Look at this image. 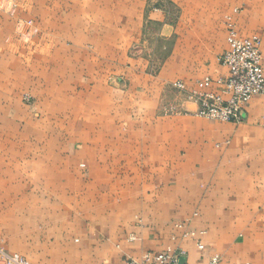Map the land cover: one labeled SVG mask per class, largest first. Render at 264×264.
Wrapping results in <instances>:
<instances>
[{"label":"crops","instance_id":"0c3cea01","mask_svg":"<svg viewBox=\"0 0 264 264\" xmlns=\"http://www.w3.org/2000/svg\"><path fill=\"white\" fill-rule=\"evenodd\" d=\"M13 1L0 8V242L31 264L159 251L264 264V94L221 121L171 86L226 73L229 21L259 38L264 68V0H171L186 6L173 25L168 0ZM154 35L171 40L161 59Z\"/></svg>","mask_w":264,"mask_h":264},{"label":"built area","instance_id":"2783aa9c","mask_svg":"<svg viewBox=\"0 0 264 264\" xmlns=\"http://www.w3.org/2000/svg\"><path fill=\"white\" fill-rule=\"evenodd\" d=\"M227 46L219 60L226 73L218 77L205 76L196 82L190 97L197 103L196 114L221 121H240L245 107L256 94H264V68L258 37L239 36L232 22L227 24ZM178 90H185L181 80L173 82ZM202 247L201 244H199ZM180 252H147L141 258L124 257L120 264H182ZM2 264H29L17 253H9L0 247ZM218 256L211 264H219Z\"/></svg>","mask_w":264,"mask_h":264},{"label":"rangeland","instance_id":"374dc122","mask_svg":"<svg viewBox=\"0 0 264 264\" xmlns=\"http://www.w3.org/2000/svg\"><path fill=\"white\" fill-rule=\"evenodd\" d=\"M161 7L163 8V11L166 13V22L169 23L170 25L176 24L177 21L179 20V18H182V13L184 11L186 12V6L183 9V6L182 5H179L176 2L171 1V0L165 1V3L163 5H161ZM0 8L2 10H5L6 12L12 13L15 10V8H16V3L13 0H2L0 2ZM229 22H232V21H229ZM31 23H32L31 20H27L25 22V25L26 26L27 25L29 26ZM185 23L188 24V21H185ZM232 24H233V22H232ZM233 26H234V24H233ZM154 36L155 37L151 38V42L154 43V44H156L158 46L157 47V49H158L157 52H154L155 53V56L154 57H155V59H157V58L158 59H161L163 56H165L168 53L169 47L171 45V40H166L165 41L163 39V37L159 38L158 35H154ZM261 53H262V51H261ZM262 58H263V54H262ZM158 62H159V60H158ZM182 82L185 84V88L187 90L186 89L185 90H178L173 85V82L171 83V86L174 89H176V91L178 90L179 92H182L184 95H186L189 98L190 97L189 96L190 95V92L195 88V86L192 87V88H188L187 84L184 81H182ZM26 96H27V94H25V97ZM169 107L171 108V105L170 104H169L168 108ZM170 108H169V111H170ZM204 117L209 118V119L218 120V119H215V118H212V117H207V116H204ZM0 247H2L4 250H6L9 253H17V254L21 255L18 252H12V251L8 250L2 242H0ZM21 256H23V255H21ZM23 257L29 261V264H31L30 260L27 257H25V256H23ZM0 263L2 264L1 260H0Z\"/></svg>","mask_w":264,"mask_h":264}]
</instances>
